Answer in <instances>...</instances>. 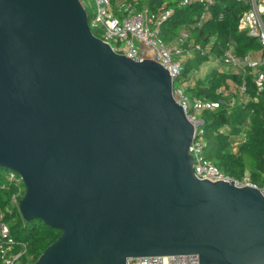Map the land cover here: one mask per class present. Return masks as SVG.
<instances>
[{
  "label": "water",
  "instance_id": "obj_1",
  "mask_svg": "<svg viewBox=\"0 0 264 264\" xmlns=\"http://www.w3.org/2000/svg\"><path fill=\"white\" fill-rule=\"evenodd\" d=\"M173 85L95 35L82 0H0V167L24 220L61 231L32 264H264L260 189L194 173Z\"/></svg>",
  "mask_w": 264,
  "mask_h": 264
},
{
  "label": "trees",
  "instance_id": "obj_2",
  "mask_svg": "<svg viewBox=\"0 0 264 264\" xmlns=\"http://www.w3.org/2000/svg\"><path fill=\"white\" fill-rule=\"evenodd\" d=\"M133 3L137 9L148 8L155 11L162 6L173 8L172 15L163 23L161 35L167 42H173L182 29L189 28L207 10L211 12L209 19L201 25L190 27V35L186 44L201 43L203 46L211 44L210 53L194 51L193 55L184 63L182 75L176 83H185V91L190 97L223 100L215 110H205L201 113L204 119L207 146L205 156L212 160L229 176L240 179L248 175L251 180L262 185L264 183V92L257 94L255 74L251 70L240 74L233 73L221 61L212 66L204 74H199L202 66L210 58H221L224 51L233 47L237 55H245L264 49L259 40L251 36L247 30L239 28V20L248 5L237 0H213L211 4L206 0H191L183 4V0H126ZM115 2V1H113ZM84 4V3H83ZM88 13L89 25L95 35L99 31L92 26L94 9L85 5ZM115 10L117 6L114 3ZM238 86L245 80V102L239 100L230 107V97L223 96L219 89H229V80ZM257 96V100L254 97ZM229 126L228 131L221 127ZM240 135L244 139L238 142L237 149L233 148V140ZM5 168L0 167V207L4 212V220L9 226L13 237L14 251L24 249L31 255L34 262L40 254L61 235V231L47 225L41 219L24 220L18 204L12 201V194L20 186V201L25 192L23 182L14 184L6 181ZM0 264H3L0 262Z\"/></svg>",
  "mask_w": 264,
  "mask_h": 264
},
{
  "label": "built area",
  "instance_id": "obj_3",
  "mask_svg": "<svg viewBox=\"0 0 264 264\" xmlns=\"http://www.w3.org/2000/svg\"><path fill=\"white\" fill-rule=\"evenodd\" d=\"M93 1L94 18L92 26L99 31L98 37L109 43L116 52L136 60L154 59L168 69L174 81L173 94L177 101L183 105L187 118L194 126L193 139L189 146V152L193 156L194 173L199 178L206 177L212 181L231 179L237 186L249 185L258 187L264 197V183L258 185L248 175L235 179L222 171L212 160L205 156L207 137L201 113L205 110L217 109L223 100L214 101L190 97L185 91V83L175 85V80L182 75L185 61L193 55L194 51L210 53L211 44L203 46L201 43L186 44V42L190 35V27L201 25L202 22L210 18L211 12L209 10L205 11L193 25L182 29L173 42H167L161 35V29L163 23L172 15L173 8L162 6L155 11H151L146 7L137 9L133 3H128L126 0L120 2L118 0ZM190 1L183 0L182 3L188 4ZM206 1L209 4L213 2V0ZM237 1L248 5V8L240 17L239 28L247 30L251 36L256 37L264 49V4L262 0ZM114 3L117 6V12ZM213 59L217 64L221 61L233 73H245L252 69L255 74L257 94L264 92L263 53L256 57L251 53L237 55L233 51V47L229 46L221 58L215 57ZM246 90V82L243 80L240 86L232 82L229 89L221 87L219 93L223 96H229L228 104L233 107L239 100L243 102L247 100L248 97L244 94ZM254 98L257 100V96ZM221 130L228 131L229 126H222ZM244 137V135H240L233 140L232 145L235 150L238 142ZM6 181L14 184L23 182L21 176L13 170H8L6 173ZM21 191L22 188L20 186L12 194L13 202L19 203L18 198ZM14 244L15 241L10 235L9 226L4 220V212L0 207V262L3 264H32L31 255L26 253V245L24 244V249L14 251ZM126 264H200V259L197 253L142 255L129 257Z\"/></svg>",
  "mask_w": 264,
  "mask_h": 264
},
{
  "label": "rangeland",
  "instance_id": "obj_4",
  "mask_svg": "<svg viewBox=\"0 0 264 264\" xmlns=\"http://www.w3.org/2000/svg\"><path fill=\"white\" fill-rule=\"evenodd\" d=\"M119 2L122 0H118ZM82 2L87 5V6H92L94 9V1L93 0H82ZM217 65V63L215 64V62L213 60H209L207 62H205V64L203 65V67L201 68V74H204L208 69H210L212 66ZM176 85H178V83H176ZM4 173H6V169L3 170Z\"/></svg>",
  "mask_w": 264,
  "mask_h": 264
},
{
  "label": "crops",
  "instance_id": "obj_5",
  "mask_svg": "<svg viewBox=\"0 0 264 264\" xmlns=\"http://www.w3.org/2000/svg\"><path fill=\"white\" fill-rule=\"evenodd\" d=\"M262 3L264 4V0H262ZM261 51H257V52H253V53H251L253 56H260L261 55ZM209 60H213L214 61V59L213 58H210ZM215 62V61H214ZM215 64H216V62H215ZM215 66V65H214ZM203 67V66H202ZM232 82H234V81H232V80H230V82H229V85L231 86V84H232ZM234 91V90H233Z\"/></svg>",
  "mask_w": 264,
  "mask_h": 264
}]
</instances>
